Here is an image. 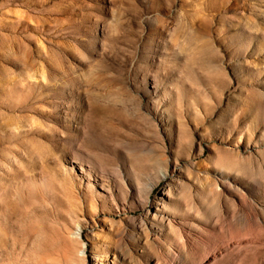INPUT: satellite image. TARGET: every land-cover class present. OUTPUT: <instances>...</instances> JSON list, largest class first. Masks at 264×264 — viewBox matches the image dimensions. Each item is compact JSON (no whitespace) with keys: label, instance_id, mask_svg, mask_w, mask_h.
<instances>
[{"label":"rangeland","instance_id":"374dc122","mask_svg":"<svg viewBox=\"0 0 264 264\" xmlns=\"http://www.w3.org/2000/svg\"><path fill=\"white\" fill-rule=\"evenodd\" d=\"M0 264H264V0H0Z\"/></svg>","mask_w":264,"mask_h":264}]
</instances>
